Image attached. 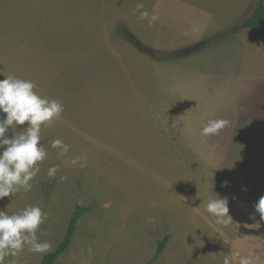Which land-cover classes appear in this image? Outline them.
I'll return each mask as SVG.
<instances>
[{"label":"rangeland","instance_id":"rangeland-1","mask_svg":"<svg viewBox=\"0 0 264 264\" xmlns=\"http://www.w3.org/2000/svg\"><path fill=\"white\" fill-rule=\"evenodd\" d=\"M138 2L0 0V80L15 74L62 101L42 142L70 145L63 157L48 147L33 189L0 210L48 212L47 235L37 234L52 251L75 206L90 207L55 264H149L166 235L152 264H223L231 250L264 264L254 207L264 196V26L242 27L259 0H142L160 17L152 26L137 19ZM210 119L229 123L201 137ZM81 153L86 168L66 165ZM218 196L227 227L205 210ZM45 254L25 250L5 264Z\"/></svg>","mask_w":264,"mask_h":264},{"label":"clouds","instance_id":"clouds-1","mask_svg":"<svg viewBox=\"0 0 264 264\" xmlns=\"http://www.w3.org/2000/svg\"><path fill=\"white\" fill-rule=\"evenodd\" d=\"M135 11L139 13L137 19L147 21L149 26L160 18L155 11L145 10L142 0L136 4ZM5 76L0 80V200L33 189V181L41 172L40 164L49 155L48 147L56 150L61 157L70 152V145L62 139L54 138L46 147L41 136L42 127L52 126L61 117L63 102L41 96L37 91L38 85L32 80L15 74ZM228 123L224 119H210L201 128L200 136L207 138L218 135ZM17 128L20 130L16 131ZM65 163L86 168L87 153H81ZM58 168L59 165L48 168L47 177L55 178ZM254 207L260 219L264 220V196ZM205 210L215 218L216 224L227 227L233 222L225 198H209ZM48 216L49 213L40 206L31 204L12 214L0 210V264H5L6 257L16 258L25 250L33 254L49 252L51 243L40 240L37 234ZM250 218L255 219V216ZM46 235V232L39 231L40 237ZM8 264L18 262L12 259ZM223 264H253V259L251 253L242 255L238 250H231L229 255L223 257Z\"/></svg>","mask_w":264,"mask_h":264},{"label":"trees","instance_id":"trees-1","mask_svg":"<svg viewBox=\"0 0 264 264\" xmlns=\"http://www.w3.org/2000/svg\"><path fill=\"white\" fill-rule=\"evenodd\" d=\"M264 26V2L262 0H259L258 6L256 9L253 11L252 15L250 16L249 19L246 20V22L243 24L242 27L244 28H256V27H261ZM222 37H225V35H222ZM218 38H213L211 40H207V44H211ZM90 207L88 206H82L77 204L71 214L70 222L68 224L66 234L62 240V242L52 251L46 253L40 264H55L57 259L62 255L64 251H66L70 246L73 241L74 234L77 231V223L78 221L82 218V216L90 211ZM170 236L166 235V237L163 240H160L157 243V251L154 256V258L149 262V264H152L155 262L160 255L163 253L168 241H169Z\"/></svg>","mask_w":264,"mask_h":264},{"label":"bare ground","instance_id":"bare-ground-1","mask_svg":"<svg viewBox=\"0 0 264 264\" xmlns=\"http://www.w3.org/2000/svg\"><path fill=\"white\" fill-rule=\"evenodd\" d=\"M179 7V6H178ZM181 11V10H180ZM180 13V12H179Z\"/></svg>","mask_w":264,"mask_h":264}]
</instances>
